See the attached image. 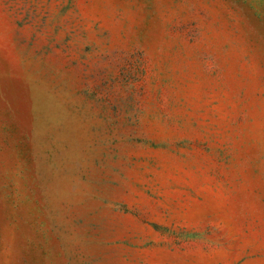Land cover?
Segmentation results:
<instances>
[{
	"label": "rangeland",
	"instance_id": "374dc122",
	"mask_svg": "<svg viewBox=\"0 0 264 264\" xmlns=\"http://www.w3.org/2000/svg\"><path fill=\"white\" fill-rule=\"evenodd\" d=\"M0 264H264V0H0Z\"/></svg>",
	"mask_w": 264,
	"mask_h": 264
}]
</instances>
